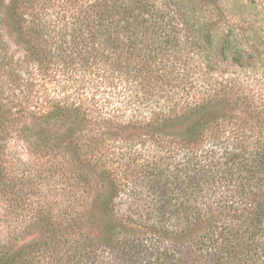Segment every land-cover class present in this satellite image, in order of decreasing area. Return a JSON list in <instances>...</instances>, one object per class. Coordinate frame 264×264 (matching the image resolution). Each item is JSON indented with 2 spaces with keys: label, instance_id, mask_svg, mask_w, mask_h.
Instances as JSON below:
<instances>
[{
  "label": "trees",
  "instance_id": "obj_1",
  "mask_svg": "<svg viewBox=\"0 0 264 264\" xmlns=\"http://www.w3.org/2000/svg\"><path fill=\"white\" fill-rule=\"evenodd\" d=\"M0 264H264V0H0Z\"/></svg>",
  "mask_w": 264,
  "mask_h": 264
},
{
  "label": "rangeland",
  "instance_id": "obj_2",
  "mask_svg": "<svg viewBox=\"0 0 264 264\" xmlns=\"http://www.w3.org/2000/svg\"><path fill=\"white\" fill-rule=\"evenodd\" d=\"M127 193H124L122 197L120 198H117L116 202L114 203L115 205V210H117L116 212H118V214H121V213H125L127 211V209H131L132 211L134 212H139V213H143L145 212V208L142 206V202L140 200L139 197H136L137 199H133L130 201H127V199L125 200L124 198L126 197ZM131 203H133L131 205ZM114 217V216H113ZM102 221L105 222L103 220V217L100 216V214L96 211L93 212V219H92V223H91V226L93 227V236L94 237H98V234H97V228L100 227V225H102ZM40 232L37 231L35 232L33 235L31 236H27L24 240L25 242H29L30 240L32 239H36L38 237H40Z\"/></svg>",
  "mask_w": 264,
  "mask_h": 264
}]
</instances>
